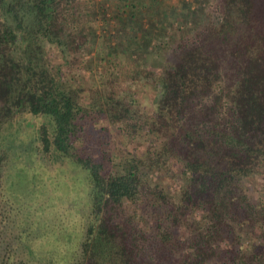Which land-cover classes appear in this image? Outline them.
<instances>
[{
	"label": "trees",
	"instance_id": "1",
	"mask_svg": "<svg viewBox=\"0 0 264 264\" xmlns=\"http://www.w3.org/2000/svg\"><path fill=\"white\" fill-rule=\"evenodd\" d=\"M170 3L0 0V264H264V0Z\"/></svg>",
	"mask_w": 264,
	"mask_h": 264
},
{
	"label": "rangeland",
	"instance_id": "2",
	"mask_svg": "<svg viewBox=\"0 0 264 264\" xmlns=\"http://www.w3.org/2000/svg\"><path fill=\"white\" fill-rule=\"evenodd\" d=\"M103 1L105 0H96V2L98 3H102ZM170 5L181 7L177 9L179 13L180 12L183 13L182 15L178 16L179 19H177L174 25H172L171 27L174 31L175 37L177 36L178 38L186 34L191 29V27L195 24L198 18H200L201 16H204L202 12L206 11L210 13L209 14L211 15L210 17H213V18H218L220 14L218 10L219 0H171ZM193 9H195V11ZM172 18H173V15L171 14L169 20H171ZM202 19H205V18L202 17ZM128 62L129 61L126 59V63ZM132 66L135 67V66H138V64L135 63V65H133L132 63ZM92 67L93 68L87 67V70H86L87 76L96 74V70H99L98 65L92 64ZM140 86H142L143 89L146 90L150 96H153L155 94L154 88L148 82L147 83L143 82L142 84H140ZM66 193L67 191H65V194Z\"/></svg>",
	"mask_w": 264,
	"mask_h": 264
}]
</instances>
